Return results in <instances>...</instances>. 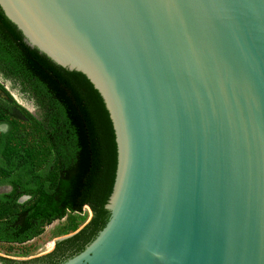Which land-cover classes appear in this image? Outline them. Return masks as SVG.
Returning <instances> with one entry per match:
<instances>
[{
  "label": "water",
  "instance_id": "obj_1",
  "mask_svg": "<svg viewBox=\"0 0 264 264\" xmlns=\"http://www.w3.org/2000/svg\"><path fill=\"white\" fill-rule=\"evenodd\" d=\"M71 234L0 264H264V0H0Z\"/></svg>",
  "mask_w": 264,
  "mask_h": 264
},
{
  "label": "trees",
  "instance_id": "obj_2",
  "mask_svg": "<svg viewBox=\"0 0 264 264\" xmlns=\"http://www.w3.org/2000/svg\"><path fill=\"white\" fill-rule=\"evenodd\" d=\"M0 73L14 80L1 62ZM0 121H5L8 128L11 127V122L6 118L0 117ZM35 123L49 149V157L39 168L35 167L33 151L28 145L19 142L11 145L9 132H0V184L10 186L8 191L0 193V207L12 208L0 214V242H25L37 236L45 224L62 218L65 212H77L59 207L53 201L60 166L41 118L35 119ZM22 193L29 195L26 204L16 201Z\"/></svg>",
  "mask_w": 264,
  "mask_h": 264
},
{
  "label": "rangeland",
  "instance_id": "obj_3",
  "mask_svg": "<svg viewBox=\"0 0 264 264\" xmlns=\"http://www.w3.org/2000/svg\"><path fill=\"white\" fill-rule=\"evenodd\" d=\"M0 117L11 122V127L8 128L5 121H0V125H3L0 132H9L11 145L18 142L28 145L33 151L35 167H41L49 157V149L42 132L35 123V119H38L40 115L17 82L4 77L1 73ZM10 210L12 208L2 206L0 214ZM85 219L84 213L67 211L62 218L45 224L41 232L30 240L22 243L0 242V255L21 259L30 255L39 246L71 234L82 225Z\"/></svg>",
  "mask_w": 264,
  "mask_h": 264
},
{
  "label": "flooded vegetation",
  "instance_id": "obj_4",
  "mask_svg": "<svg viewBox=\"0 0 264 264\" xmlns=\"http://www.w3.org/2000/svg\"><path fill=\"white\" fill-rule=\"evenodd\" d=\"M1 128H3V125H0V129ZM10 189V186L8 185V184H0V193H2V192H6V191H8ZM28 199H29V195L28 194H25V193H22V194H20L18 197H17V199H16V201L18 202V203H21V204H26L27 203V201H28ZM57 240V239H56ZM15 243V242H14Z\"/></svg>",
  "mask_w": 264,
  "mask_h": 264
}]
</instances>
